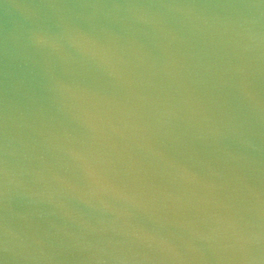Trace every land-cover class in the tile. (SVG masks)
<instances>
[{"label": "water", "instance_id": "95a60500", "mask_svg": "<svg viewBox=\"0 0 264 264\" xmlns=\"http://www.w3.org/2000/svg\"><path fill=\"white\" fill-rule=\"evenodd\" d=\"M0 264H264V0H0Z\"/></svg>", "mask_w": 264, "mask_h": 264}]
</instances>
